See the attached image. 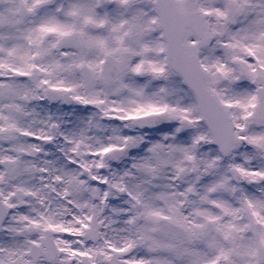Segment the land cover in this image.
I'll return each mask as SVG.
<instances>
[{
    "label": "snow or ice",
    "instance_id": "snow-or-ice-1",
    "mask_svg": "<svg viewBox=\"0 0 264 264\" xmlns=\"http://www.w3.org/2000/svg\"><path fill=\"white\" fill-rule=\"evenodd\" d=\"M0 264H264V0H0Z\"/></svg>",
    "mask_w": 264,
    "mask_h": 264
}]
</instances>
